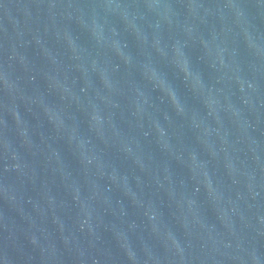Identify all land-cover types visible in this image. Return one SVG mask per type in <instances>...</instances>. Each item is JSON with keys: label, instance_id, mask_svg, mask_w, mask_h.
Wrapping results in <instances>:
<instances>
[{"label": "water", "instance_id": "water-1", "mask_svg": "<svg viewBox=\"0 0 264 264\" xmlns=\"http://www.w3.org/2000/svg\"><path fill=\"white\" fill-rule=\"evenodd\" d=\"M0 264H264V0H0Z\"/></svg>", "mask_w": 264, "mask_h": 264}]
</instances>
